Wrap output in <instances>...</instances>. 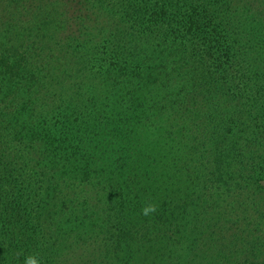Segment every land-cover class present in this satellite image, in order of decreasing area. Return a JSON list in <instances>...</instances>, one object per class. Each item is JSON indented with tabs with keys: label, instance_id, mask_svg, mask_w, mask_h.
I'll use <instances>...</instances> for the list:
<instances>
[{
	"label": "trees",
	"instance_id": "1",
	"mask_svg": "<svg viewBox=\"0 0 264 264\" xmlns=\"http://www.w3.org/2000/svg\"><path fill=\"white\" fill-rule=\"evenodd\" d=\"M28 255L264 264V0H0V264Z\"/></svg>",
	"mask_w": 264,
	"mask_h": 264
},
{
	"label": "clouds",
	"instance_id": "2",
	"mask_svg": "<svg viewBox=\"0 0 264 264\" xmlns=\"http://www.w3.org/2000/svg\"><path fill=\"white\" fill-rule=\"evenodd\" d=\"M155 210L154 204H148L141 211L144 216H148L150 213L155 212ZM23 264H41V260L36 255H28L24 257Z\"/></svg>",
	"mask_w": 264,
	"mask_h": 264
}]
</instances>
